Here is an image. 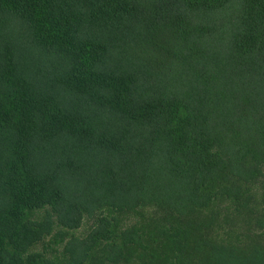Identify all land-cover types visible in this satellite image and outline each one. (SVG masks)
<instances>
[{
    "label": "trees",
    "instance_id": "16d2710c",
    "mask_svg": "<svg viewBox=\"0 0 264 264\" xmlns=\"http://www.w3.org/2000/svg\"><path fill=\"white\" fill-rule=\"evenodd\" d=\"M0 264H264V0H0Z\"/></svg>",
    "mask_w": 264,
    "mask_h": 264
},
{
    "label": "rangeland",
    "instance_id": "374dc122",
    "mask_svg": "<svg viewBox=\"0 0 264 264\" xmlns=\"http://www.w3.org/2000/svg\"><path fill=\"white\" fill-rule=\"evenodd\" d=\"M88 228H89V224L87 225V223H86V224H84V225L80 228V231L86 233L87 230H88Z\"/></svg>",
    "mask_w": 264,
    "mask_h": 264
}]
</instances>
